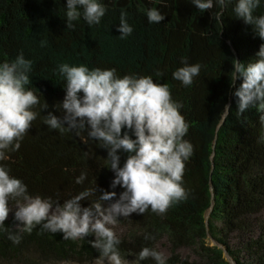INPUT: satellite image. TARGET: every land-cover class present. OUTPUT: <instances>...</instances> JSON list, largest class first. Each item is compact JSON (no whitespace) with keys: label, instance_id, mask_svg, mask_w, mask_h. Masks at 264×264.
Here are the masks:
<instances>
[{"label":"trees","instance_id":"trees-1","mask_svg":"<svg viewBox=\"0 0 264 264\" xmlns=\"http://www.w3.org/2000/svg\"><path fill=\"white\" fill-rule=\"evenodd\" d=\"M65 2L0 0V62L20 53L31 60L28 87L39 98L33 109L37 117L19 149L6 153L0 163L30 195L63 203L86 188H97L81 206L96 200L101 190L118 195L119 186L109 187L113 173L107 168V151L87 136V129L61 134L43 123L48 112L63 115L65 81L57 65L84 64L89 69L114 68L118 76H151L169 86L189 125L183 137L193 146L182 176L187 197L162 215L146 210L120 218L115 231L121 255L134 259L141 248L157 250L165 242L166 264H264V142H258L264 129L255 108L237 114L233 93L241 80H230L232 64L255 59L264 41L235 16V0L223 9L213 0V7L203 13L191 0H101L106 12L100 24L89 27L79 19L73 29H65ZM149 8L164 15L159 24L147 21ZM121 10L133 29L125 39L117 31ZM261 14L264 3L253 12ZM41 40L46 42L43 47ZM181 58L201 65L190 86L172 79V72L182 66ZM124 158L121 155V163ZM81 172L86 178L76 184ZM15 223L10 212L5 225L15 232ZM146 233L154 238L145 240ZM20 235L15 245L6 234L0 235V264H87L98 255L89 244L92 236L64 240L62 234L39 226ZM141 264L155 262L149 258Z\"/></svg>","mask_w":264,"mask_h":264},{"label":"clouds","instance_id":"clouds-1","mask_svg":"<svg viewBox=\"0 0 264 264\" xmlns=\"http://www.w3.org/2000/svg\"><path fill=\"white\" fill-rule=\"evenodd\" d=\"M232 3L233 0H215L220 9ZM262 3L264 0H235L232 10L264 41V14L253 15ZM191 4L203 13L213 7V0H191ZM64 8L65 29H73V22L79 19L89 27L99 25L106 12L101 0H66ZM220 15L217 12L215 19ZM126 16L121 10L117 27L120 39L133 31ZM146 17L150 24H159L164 19L155 8L147 9ZM39 43L43 47L46 42ZM180 63L182 66L172 72V79L190 86L201 65L188 64L186 58H181ZM31 70L32 61L22 53L0 62V161L7 159L6 153L19 149L37 117L33 109L39 98L28 87ZM57 71L65 81V94L60 102L63 115L48 112L43 123L61 134L87 129V136L107 151V168L113 173L109 187L119 186L122 191L117 195L115 191L101 190L96 200L81 206V201L97 191L86 188L60 203L51 197L30 195L27 186L0 163V235L6 234L13 245L20 243V233L31 234L37 226L42 231L62 234L64 240L92 236L89 244L98 253L96 264H129L121 255V240L115 231L120 218L132 213L141 215L146 210L162 215L187 197L182 176L193 146L183 139L189 127L180 112L183 105L172 99L166 83L154 82L151 76H118L114 68L89 69L84 64L68 63L57 65ZM231 73L232 83L241 80L233 93L237 98V114L255 108L264 129V43L260 44L255 59L247 63L235 61ZM224 111L227 116V105ZM258 142H264V135ZM121 155L125 156L122 163ZM85 178L86 173L81 172L74 182L81 184ZM10 201L15 202L14 207H10ZM10 212L16 222L15 232L5 225ZM153 238L144 235L145 240ZM149 258L155 264L167 262L163 252L143 247L132 264H141Z\"/></svg>","mask_w":264,"mask_h":264},{"label":"rangeland","instance_id":"rangeland-1","mask_svg":"<svg viewBox=\"0 0 264 264\" xmlns=\"http://www.w3.org/2000/svg\"><path fill=\"white\" fill-rule=\"evenodd\" d=\"M157 250L160 251V252H163L164 255L167 257L168 254H169V251H168V247L166 245L165 242H161L158 246H157ZM181 253L184 255V256H187L188 253L186 251H181ZM127 260L129 261V264H132V261L134 260L133 258H127ZM53 264H75V263H53ZM87 264H96V260L93 261V262H90V263H87Z\"/></svg>","mask_w":264,"mask_h":264}]
</instances>
